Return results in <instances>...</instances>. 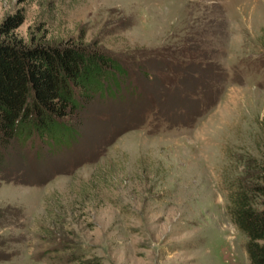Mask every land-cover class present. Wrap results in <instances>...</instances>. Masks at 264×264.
Segmentation results:
<instances>
[{
    "label": "rangeland",
    "instance_id": "374dc122",
    "mask_svg": "<svg viewBox=\"0 0 264 264\" xmlns=\"http://www.w3.org/2000/svg\"><path fill=\"white\" fill-rule=\"evenodd\" d=\"M15 12L25 42L95 43L128 73L72 147L28 141L0 175V264H249L226 205L264 153V0H0Z\"/></svg>",
    "mask_w": 264,
    "mask_h": 264
},
{
    "label": "trees",
    "instance_id": "16d2710c",
    "mask_svg": "<svg viewBox=\"0 0 264 264\" xmlns=\"http://www.w3.org/2000/svg\"><path fill=\"white\" fill-rule=\"evenodd\" d=\"M21 21L22 15L15 12L0 23L2 176L8 175L5 170L14 160L25 158L28 141L31 146L38 143L34 158H39L43 146L50 151L72 147L93 99L97 96L101 104L113 99L121 81L118 76L128 73L95 43L71 39L27 43L14 33ZM229 186L226 210L246 235L248 262L264 264V153L261 159L249 155L240 171L229 178Z\"/></svg>",
    "mask_w": 264,
    "mask_h": 264
}]
</instances>
